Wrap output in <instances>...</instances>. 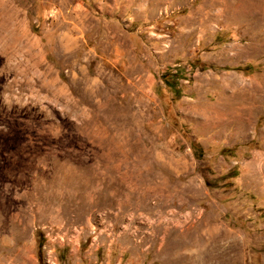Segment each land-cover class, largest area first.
<instances>
[{"label": "rangeland", "instance_id": "374dc122", "mask_svg": "<svg viewBox=\"0 0 264 264\" xmlns=\"http://www.w3.org/2000/svg\"><path fill=\"white\" fill-rule=\"evenodd\" d=\"M0 264H264V0H0Z\"/></svg>", "mask_w": 264, "mask_h": 264}, {"label": "trees", "instance_id": "16d2710c", "mask_svg": "<svg viewBox=\"0 0 264 264\" xmlns=\"http://www.w3.org/2000/svg\"><path fill=\"white\" fill-rule=\"evenodd\" d=\"M41 244L39 245V248H40ZM38 255H40V252L38 253Z\"/></svg>", "mask_w": 264, "mask_h": 264}]
</instances>
